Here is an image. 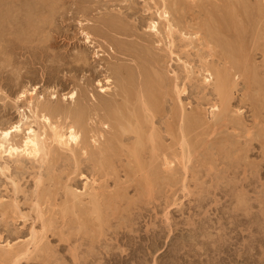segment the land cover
<instances>
[{
  "label": "rangeland",
  "instance_id": "374dc122",
  "mask_svg": "<svg viewBox=\"0 0 264 264\" xmlns=\"http://www.w3.org/2000/svg\"><path fill=\"white\" fill-rule=\"evenodd\" d=\"M178 1L186 11L189 3H193ZM212 1L209 2L216 4V0ZM163 2L43 0L47 11L42 15L43 24L39 19L34 25L38 39L35 41H31L30 32L26 31L30 25L24 28L17 21L15 26H9L1 14L0 28L5 32H1L0 39V131L19 126L20 132L12 134L14 145L23 140L29 127L42 133L46 125L47 133V123L34 117V109H30L27 101L35 104L44 96L45 101L52 96L61 100L74 92L84 117L67 121L50 118L51 123L61 125L62 133L67 132L70 123L84 128L80 146H72V150L60 149L53 143L52 154L46 158L20 155L0 159V264H264V0L258 8L254 7V0L248 4L244 18L248 20L247 37L239 29L241 26L237 28L240 19H235L230 10L225 7L215 11L235 32L234 58L242 57L246 49L244 54L252 71L248 82L243 74L233 71L230 119L243 124L236 129L211 116L212 107L218 106L219 100L212 92L214 80L211 79L208 90H202L203 85L207 86L203 83L208 73L201 66L205 61L208 64L213 61L207 55L209 51L199 43L187 50L181 45L179 38L186 31L172 20L173 2L177 0ZM193 9L182 20L186 27L189 20L193 26L205 20L203 14L197 15L196 7ZM162 10L171 14L173 35L167 36L164 20L158 17ZM12 17L11 23L16 14ZM152 23H157L160 31L157 39L162 43L152 36L155 42L146 51L145 44L148 45L144 40ZM113 24L120 28L117 34L111 31ZM8 26L16 27V40L7 36ZM133 28L135 35L131 34ZM85 35L89 36V43ZM166 37H173L174 45ZM223 42L221 46H225ZM245 44L247 47L241 48ZM131 48L136 52V56L132 52L133 57L140 55V60L120 53ZM148 51L151 54L146 58ZM132 59L144 64L139 78ZM157 59L163 62V68L154 65ZM149 61L153 62L148 64ZM219 65L221 69L222 63ZM128 71L133 75L129 76ZM140 81L154 89L146 88L147 94L153 95L151 101L158 106L153 126L144 121L148 119L137 102L136 88ZM173 82L186 93L176 96ZM161 83L165 87H159ZM101 87H109L112 94L127 92L131 103L120 101V97L114 101V95L107 94L103 104ZM62 105L67 107L65 103ZM180 109L186 117L185 143L177 129L181 119L175 118ZM120 114L124 123L138 118L135 121L142 123L138 124L145 132L153 130L155 153L150 144L144 143L138 151V161L142 162L138 167L129 154L134 142L120 143L123 132L119 129ZM194 115L197 118H192ZM142 121L149 126H143ZM219 125L224 127L220 129ZM94 136L100 151L93 146ZM85 144L86 150L82 146ZM182 144L188 148H182ZM184 149L188 154L184 155ZM165 152H169L166 155L172 161L167 175L161 161ZM95 200L101 204L99 213L93 210ZM18 248L28 251L19 261L8 256L10 250Z\"/></svg>",
  "mask_w": 264,
  "mask_h": 264
},
{
  "label": "bare ground",
  "instance_id": "6f19581e",
  "mask_svg": "<svg viewBox=\"0 0 264 264\" xmlns=\"http://www.w3.org/2000/svg\"><path fill=\"white\" fill-rule=\"evenodd\" d=\"M108 1V0H107ZM162 2L163 1H165V0H161ZM174 1V0H173ZM209 1H212V0H192V2L194 3H192V4H190L189 3V5H188V3H187V5H188V8H187V11L184 9V7H182V2L180 3L178 0H177V2H173L174 4V7H175V11L173 12L174 13V15H173V19L172 20H174V22H175V24H177L178 26H183V28H184V30L186 31V35H185V33L184 34H182L181 33V38H179L180 40H179V42L181 43V45L182 46H184V48L187 50V47H189V46H192V45H195V44H197V43H199L200 44V46H202L203 48H206L209 52L207 53V55H208V57L210 58L211 57V59L213 58V61H211V63L210 64H208V62L207 61H203L204 63L202 64V71H204V73L205 72H207L208 73V75H207V77H205L204 78V83L203 84H206L207 86H204L203 85V88H202V90L203 91H206V90H208V87L211 85V79L212 80H214V89L213 88H211V89H213L212 90V92L214 93H212L218 100H219V105L217 106V105H215L214 104V106L212 107V109L214 110L213 112H212V118H214L215 119V121H218V120H221L222 122L224 121L225 123H230L231 125H234L235 126V129H236V127H240V126H243V124L241 125L240 124V121H238V119H230V102H231V99H232V85H234L235 84V81H234V76H233V71H235V72H239V74H243V76H245V78L244 79H246V81L248 82L250 79L249 78H252V77H250V73L252 72L251 71V69L249 68V66H248V63H247V55L246 54H244L245 53V51H247L246 49H244L243 50V56L242 57H238V55L236 56V58H234V48L232 47L233 46V39H234V37H235V32L233 31V29H232V27L230 26V25H228V24H226L225 23V21L222 19V18H220V17H218V15H216V12L215 11H219V9L221 10V9H224L225 7L228 9V10H230L229 11V13L231 14V13H233V15L235 16V19L237 18H239L240 19V23H241V25H239L237 28H239L240 26H241V28H239L240 30H242V33L244 34L243 36H246L245 35V32H247V27L245 26L246 25V20L247 19H244L245 18V16H247V14L245 15V13L247 12L248 13V9H249V5H250V3H251V0H225V4H224V0H218V3H217V0L215 1L216 2V4H214V3H210ZM262 1L263 0H254V2H255V4H254V7H256V8H258L259 7V5H261V3H262ZM212 2H214V1H212ZM164 3V2H163ZM162 3V4H163ZM264 3V2H263ZM165 5L167 4V3H164ZM218 4V5H217ZM249 4V5H248ZM11 5H14V8H13V10H12V8H11ZM2 6H4V8L5 9H1V7ZM170 6V5H169ZM192 6V7H191ZM46 6L44 5V3H43V0L42 1H40V0H0V17H1V14L4 16V17H6V23L10 26V25H14V23H16L17 21H20V23L22 24V27H26V26H28V25H30L29 27H30V29L27 27V29H26V31L27 32H30L29 33V38L31 39V41H35L37 38H36V33H35V30H36V26L34 27V25H36V21H39V19H41V21L42 20H44L43 18H42V15L44 14V13H46V11H47V8H45ZM48 7V6H47ZM55 7V6H54ZM58 7V6H57ZM168 6H166V8H167ZM174 7H172V8H174ZM193 7H196L197 9H198V16H200V15H202L203 14V16H205L204 17V19L205 20H203L201 23H200V18L198 19L199 21V23H197V24H195V26H193V23H192V26H190L191 25V23L188 21V23L190 24H188L189 26H187L186 27V25H185V22L184 21H182L186 16V14L188 15V11L191 13L194 9H193ZM253 7V6H252ZM171 8V7H170ZM148 9V8H147ZM162 9V8H161ZM193 9V10H192ZM251 9V8H250ZM53 10V9H52ZM253 10H255V8L253 9ZM257 10H259V9H257ZM163 11V12H162ZM161 12H162V14H160V13H158V17L160 18V19H162V20H164V23L165 24H163V25H165V29L167 30V36H170L171 34L173 35L174 34V32L172 33V31H174V27H173V25L171 24V20H170V17H171V14L169 15V13L166 11V10H162ZM173 11V10H172ZM3 12V13H2ZM228 12V11H227ZM16 14V17H15V19L14 20H12V23H11V21H10V19H11V17H12V15L13 14ZM193 13H195V12H193ZM260 14V13H259ZM112 15V14H111ZM194 15V14H193ZM232 15V16H233ZM253 15V14H252ZM264 15V14H263ZM231 16V17H232ZM258 16V15H257ZM112 17V16H111ZM191 17V16H190ZM12 18H14V17H12ZM44 18H46V17H44ZM202 18V17H201ZM230 18V17H229ZM185 19H187V18H185ZM194 19V18H193ZM235 19H234V21H235ZM259 19V18H258ZM112 21V20H111ZM110 21V22H111ZM171 21V22H170ZM248 21V20H247ZM43 22L44 21H42V24H43ZM113 23H114V20L112 21ZM162 22V21H161ZM18 23V22H17ZM116 23V22H115ZM4 24V23H3ZM127 24V23H126ZM229 24H231V23H229ZM260 25H261V23H259ZM264 24V23H263ZM1 20H0V27H1ZM110 25V24H109ZM233 25V24H232ZM4 26V25H3ZM8 26V27H9ZM15 26V25H14ZM18 27V26H17ZM41 27V26H40ZM119 26L117 25V24H113L112 25V32H115L114 34H117V32H116V30L118 31V29H120V28H118ZM261 27V26H260ZM6 28V26L4 27V29ZM149 31L150 32H148L147 34H146V39L144 40V41H146L147 42V45H148V47H146V44H145V50L147 51V50H149V47L151 48V46L153 45V43L155 42H153V40H152V36L154 37H156V39H157V36L159 37L160 36V31H159V29H158V27H157V23L155 24V23H152L149 27ZM22 29V28H21ZM122 29V28H121ZM261 29V28H260ZM0 30H1V28H0ZM110 30V29H109ZM123 30V29H122ZM131 30V29H130ZM129 30V31H130ZM133 30H134V28H133ZM166 30H164V31H166ZM235 30V29H234ZM240 30H238V32L240 31ZM249 30V29H248ZM256 30H258V27H257V25H256V27H255V30L254 31H256ZM3 30H1L0 31V39H1V32H2ZM16 27H12V29H10V27H9V29L7 30L6 29V32H8L7 34V36L9 37V38H13V39H15L16 40ZM41 31V30H40ZM125 32H128V31H126V27H125V30H124ZM132 31V30H131ZM3 32H5V30L3 31ZM119 32H121V31H119ZM118 32V33H119ZM181 32V31H180ZM237 32V31H236ZM257 32H259V31H256V33ZM263 32V31H262ZM110 33V32H109ZM131 33V32H130ZM26 34H28V33H26ZM126 34V33H125ZM131 34H133V35H135L136 34V30H134ZM240 35H241V33H239ZM239 34H237L236 33V35H239ZM263 34V33H262ZM5 35V34H4ZM112 35V34H111ZM110 35V36H111ZM189 35V36H188ZM38 36V35H37ZM86 36V35H85ZM137 36V35H136ZM242 36V35H241ZM240 36V38L242 39V37ZM144 37V36H143ZM164 37V36H163ZM247 37V36H246ZM258 37H259V35H258ZM261 37V36H260ZM28 38V37H27ZM29 38H28V40H29ZM142 38V37H141ZM166 38H169V37H166ZM237 38H239V37H237ZM255 38V37H254ZM262 38V37H261ZM264 38V37H263ZM4 39V38H3ZM86 39H87V41H86V43H89L90 41V39H89V36L87 35L86 36ZM85 39V40H86ZM170 39V38H169ZM173 37H172V39H170V40H172V41H168L171 45H174L173 43ZM176 39V38H175ZM245 40H246V38H244ZM38 40V39H37ZM112 40H114V37H112ZM142 40V39H141ZM168 40V39H167ZM236 40V39H235ZM255 40H257V38H255ZM255 40H252V42L253 41H255ZM116 41V40H115ZM157 41H158V39H157ZM222 41H225V46H221V45H223L221 42ZM239 41V40H238ZM241 41V40H240ZM244 41V40H243ZM258 42H259V40H257ZM4 42V41H3ZM2 42V43H3ZM27 42H29V41H27ZM39 42V41H38ZM158 42H161L160 40L158 41ZM242 42V41H241ZM245 42H247V40L245 41ZM258 42H255V44L256 43H258ZM162 43V42H161ZM220 43H221V45H220ZM232 43V44H231ZM0 44H1V42H0ZM44 44V43H43ZM159 44V43H158ZM169 44V45H170ZM236 44V43H235ZM243 44V43H242ZM264 44V43H263ZM34 45V44H33ZM151 45V46H150ZM198 45V44H197ZM1 46V45H0ZM37 46V45H36ZM199 46V47H200ZM235 46H237V45H235ZM240 46H241V44H240ZM243 46H245V47H247L246 46V44L245 45H242V47L241 48H244ZM252 46H254V43H253V45ZM257 46V45H256ZM137 47H139V46H137ZM144 47V46H143ZM143 47H142V49H143ZM154 47V46H153ZM152 47V48H153ZM158 47V46H157ZM172 47V46H171ZM221 47H223V48H221ZM255 47V46H254ZM259 47V46H258ZM27 48V47H26ZM122 48V47H121ZM238 48V47H237ZM256 48V47H255ZM262 48V47H261ZM251 49V48H250ZM252 49H254L253 47H252ZM263 49V48H262ZM132 50V48L131 49H129V50H122V51H120V53L121 54H124V55H129V56H131L132 58H135V57H133V54H132V52H135V51H131ZM206 50V51H207ZM236 50V49H235ZM25 51V50H24ZM35 51V50H34ZM137 51V50H136ZM161 51H163L162 49H161ZM164 52V51H163ZM240 52V51H239ZM256 52V51H255ZM140 53H142V51L140 52ZM147 53V52H146ZM146 53H145V56L144 57H148V56H150V54L151 53H149V51H148V53H147V55H146ZM169 53H170V51H169ZM262 53V52H261ZM135 54V56H136V52L134 53ZM237 53H235V55H236ZM250 54V53H249ZM248 54V55H249ZM140 56V55H139ZM138 56V58L136 57L135 59H139L140 57ZM146 57V58H147ZM207 57V56H206ZM207 57V58H208ZM145 58V59H146ZM214 58H217L216 59V61H214ZM140 60V59H139ZM147 60V59H146ZM152 60V59H151ZM205 60H206V58H205ZM83 61V60H82ZM132 61V63H134L135 61H134V59H132L131 60ZM161 61V60H160ZM160 61L157 59V61H155V64L154 65H158V66H160V67H164L162 64H163V62H162V64L160 63ZM145 63H146V61H144ZM151 61H149V63L148 64H151L150 63ZM165 62V61H164ZM210 62V61H209ZM219 62H221L222 63V68L220 69V68H218V67H220V65L218 66V64H219ZM87 63V62H86ZM136 63V62H135ZM134 63V64H135ZM147 64V63H146ZM127 65H130V64H127ZM162 65V66H161ZM165 65V64H164ZM136 66H137V68L135 67V69L136 70H139V71H137V76H138V78L140 77V76H142V73H143V71H142V69H143V66H144V64L142 63V62H140V64H138V62L136 63ZM150 66V65H149ZM82 68H83V66H81ZM127 67V66H126ZM130 67L132 68V65H130ZM154 67V66H153ZM133 69H134V67H133ZM154 70V69H153ZM156 70V69H155ZM134 71V70H133ZM145 71V70H144ZM201 71V70H200ZM201 71V72H202ZM132 72V71H131ZM131 72L130 71H128V73H129V76L130 75H133V72H132V74H131ZM135 73H136V71H134ZM157 72V71H156ZM127 73V72H126ZM139 74V75H138ZM147 74V73H146ZM158 74V73H157ZM202 74H203V72H202ZM156 75V74H155ZM161 75V74H160ZM17 76V75H16ZM122 76V75H121ZM125 76V75H124ZM144 76V75H143ZM158 76V75H157ZM135 77H136V75H135ZM144 77H146V76H144ZM203 77H204V75H203ZM121 78H123V77H121ZM126 78H129L128 77V75H127V77ZM149 78V77H148ZM157 78V77H156ZM162 78V77H161ZM136 79V78H135ZM144 79V78H143ZM143 79H141L140 78V80H143ZM159 79V78H158ZM176 80V79H175ZM253 80V79H252ZM121 81V80H120ZM145 81H147V80H145ZM150 81V80H149ZM158 81V80H157ZM160 81V80H159ZM163 81H165V80H163ZM123 82V81H122ZM126 82V81H125ZM171 82V81H170ZM213 82V81H212ZM244 82V81H243ZM146 83V82H145ZM123 84V83H122ZM121 84V85H122ZM250 84V83H249ZM145 85L146 84H144V81L143 82H141L140 81V85H139V88H136V89H138L137 90V92H136V98H137V102H139L140 103V105H141V109H143V111L145 112V116L147 117V119L148 120H144V121H148V124H151L152 126H153V122H152V119L156 116V110H157V105L153 102V101H151L152 100V96L150 97L148 94H147V90H146V88H149V87H151V86H149V87H145ZM160 85V84H159ZM171 85H172V82H171ZM171 85H166V87H169V86H171ZM178 84L177 83H175V82H173V89H175L174 91L177 93V95L176 96H179L182 92H185V89H179L178 88V86H177ZM202 85V84H201ZM138 86V85H137ZM146 86H148V85H146ZM255 86V85H254ZM159 87H161V88H163V87H165V85L163 84V83H161V85L159 86ZM175 87V88H174ZM211 87V86H210ZM122 88H123V86H122ZM152 88V87H151ZM197 88V87H196ZM109 87H106V88H104V87H101V89H100V93L102 94L101 96H100V98H101V101H102V103L103 104H105L106 103V97H105V95H110V97H111V95H112V97H113V95H114V101H116V97H120V101H127V102H130V97H128V95H127V92L126 93H124V92H122L121 93V91H120V93L118 92H115V93H113L112 94V92L110 91L109 92ZM153 89V88H152ZM151 89V90H152ZM172 89V88H171ZM177 89H179L180 91H178ZM25 90V89H24ZM36 90V89H35ZM86 90H87V87H86ZM111 90V89H110ZM120 90H122L121 89V87H120ZM154 90V89H153ZM259 90V89H258ZM123 91V90H122ZM127 91V90H126ZM160 91V90H159ZM198 91H199V89H198ZM245 91V90H244ZM88 92V91H87ZM200 92V91H199ZM245 92H247V91H245ZM27 93H28V91H27ZM26 93V94H27ZM128 93H130V92H128ZM175 93V94H176ZM186 93V92H185ZM26 94L25 95H23V96H26ZM31 94V93H30ZM151 94H153V93H151ZM184 94V93H183ZM207 94V93H206ZM245 94V93H244ZM244 94H243V96H244ZM32 95V94H31ZM21 96V95H20ZM37 96V95H36ZM50 96V95H49ZM77 96L78 95H76L75 94V92L73 93V94H71V95H69V96H65V97H63L61 100H58V98L56 97V96H52V97H50L49 99H48V101L46 100L45 101V96H44V98L42 97V98H40V99H37V97H36V99H37V101H36V103L35 104H33L31 101H27L28 102V104L27 105H29V107H30V109L31 108H33L34 110H33V113H34V117L35 118H39L40 120H42V121H44L45 123H47V127H49V131H50V133L51 134H47L46 133V130H45V128L44 127H46V125H44L43 126V129H42V133H40V132H37V131H34L33 129H31V127H29V129H27L28 130V132H27V134H26V136L23 138V140H21V142H19L20 140H18V144H13L12 143V134H14V133H19L20 132V127L19 126H13L12 127V129H10V130H6V131H0V159L2 160V158H4V157H9V158H13V157H17L18 158V156H20V155H23V156H26V157H29V158H33V159H38V158H46L47 156H49V154H52V149H53V147L51 148V146H53L52 144L53 143H55L57 146H58V148L60 147V149L61 148H67L68 150H72L71 148H72V146H80V144H81V137H80V134H81V132H82V129L84 128H82V126H78V124L76 125V123L75 124H72V123H70V124H68V126H67V128H66V133H62V131H61V125L59 126V125H54V124H52L51 123V119L50 118H66V120L65 121H67V120H69L70 118H73V117H76V118H78V120H79V118H82V117H84V115L82 116V111H81V108H78V101L79 100H77ZM84 96H85V94H84ZM155 96V95H154ZM246 96H247V94H246ZM246 96H244V97H246ZM22 97V96H21ZM164 97V96H163ZM248 97V96H247ZM246 97V98H247ZM39 98V97H38ZM47 98V97H46ZM85 98V97H84ZM135 98V99H136ZM180 98V97H179ZM178 98V99H179ZM208 98H210V97H208ZM207 98V99H208ZM18 99H19V97H18ZM22 99H23V97H22ZM31 99V98H30ZM98 99V98H97ZM110 99V98H109ZM134 99V100H135ZM177 99V98H176ZM216 99V100H217ZM243 99V98H242ZM245 99V98H244ZM248 99V98H247ZM27 100V99H26ZM96 100V99H95ZM94 100V101H95ZM136 101V100H135ZM134 101V102H135ZM246 101V100H245ZM24 102V101H23ZM136 102V103H137ZM206 102V101H205ZM247 102V101H246ZM65 103V106H67V107H64L62 104H64ZM100 103V102H99ZM131 103V102H130ZM245 103V102H244ZM15 104V103H14ZM241 104V103H240ZM98 105V104H97ZM15 106V105H14ZM157 106V107H156ZM16 107V106H15ZM28 107V108H29ZM100 107V106H99ZM126 107V106H125ZM14 108V107H13ZM26 109H27V107H26ZM135 109H136V107H135ZM138 109V108H137ZM179 109V108H178ZM17 110V109H16ZM32 110V109H31ZM30 110V111H31ZM129 110V109H128ZM183 109H180V110H178L179 112H178V116L177 117H175V118H177V120H178V118H180L181 120V122L178 124V126H177V129L179 130V132H180V136H181V141H182V143H185V136L187 137V133H185L184 134V126H185V116H184V114L185 113H183L184 112V110L182 111ZM134 110H132V112H133ZM85 112V111H84ZM83 112V113H84ZM126 112V111H125ZM128 112V111H127ZM137 112V111H136ZM143 112V113H144ZM32 113V112H31ZM131 113V112H130ZM19 114H20V112H19ZM126 114V113H125ZM239 114V113H238ZM176 115V114H175ZM139 116H141V115H139ZM144 116V117H145ZM191 116V115H190ZM237 116V115H236ZM242 116V115H241ZM132 117V116H131ZM134 117H136V115L134 116ZM134 117L132 118V119H134ZM234 116H232V118H233ZM245 117V116H244ZM128 118H129V116H128ZM137 118V117H136ZM174 118V117H173ZM192 118H197V117H195V115H194V117H192ZM198 118H199V116H198ZM256 118V117H255ZM38 119V120H39ZM138 119V118H137ZM137 119H135V120H137ZM141 119V118H140ZM139 119V120H140ZM146 119V118H145ZM101 120V119H100ZM114 120V119H113ZM116 120V119H115ZM124 120V119H123ZM122 120V118H121V114H120V120L118 121L119 123H120V131H123V132H121L120 133V143L123 145V143H124V141H130V140H132L133 142V144L131 145V147L128 149L129 150V154L131 155V159H133V160H135L136 161V163H137V167L138 166H140L141 165V163L142 162H140V161H138L139 160V155H138V151H139V149L142 147V146H144V143L146 144H150L151 145V151H155V147H156V145L157 144H155V142H156V139H155V136H154V134H153V130L151 131L150 130V128H152L151 127V125H150V128H148L149 130H150V132H145V129H144V127H141V126H139V124L141 125L142 123H140V121H138V122H136L135 120H128V121H126L127 123H124V122H122L123 121ZM144 121H142V122H144ZM255 121V120H254ZM36 122V121H35ZM56 122V121H55ZM117 121H116V124L118 123ZM194 122H195V120H193V125H194ZM139 123V124H138ZM145 123V122H144ZM217 123V122H216ZM43 124V123H42ZM66 124H67V122H66ZM80 124V123H79ZM101 124H103V123H101ZM115 124V123H114ZM125 124V125H124ZM138 124V125H137ZM147 123H145V124H143V126L145 125V126H149L148 124L146 125ZM104 125H107V124H105L104 123ZM103 125V126H104ZM126 125H128L127 126V129L125 130V127H126ZM198 125V124H197ZM213 125V124H212ZM225 125V124H224ZM66 126V125H65ZM64 126V127H65ZM222 126V125H221ZM220 125L218 126L219 128L221 127ZM228 126V125H227ZM234 126H232V127H234ZM41 127V126H40ZM105 127V126H104ZM103 127V128H104ZM214 127H216V125L214 126ZM222 127H224V126H222ZM221 127V128H222ZM225 127H226V125H225ZM107 128V127H106ZM111 128V127H110ZM113 128V127H112ZM217 128V127H216ZM220 128V129H221ZM241 128V127H240ZM114 129V128H113ZM198 129V128H197ZM260 129V128H259ZM63 130V129H62ZM81 130V131H80ZM170 130H172L171 128H170ZM177 130V131H178ZM216 130V129H215ZM215 130H213V131H215ZM218 130V129H217ZM216 130V131H217ZM65 131V130H64ZM185 131H187V130H185ZM215 131V132H216ZM214 133V132H213ZM212 133V134H213ZM85 134V133H84ZM101 134V133H100ZM126 134V135H125ZM131 135V136H130ZM159 135V134H158ZM254 135V134H253ZM100 136H103V138L105 139V137H104V135H100ZM114 136V135H113ZM116 136V135H115ZM114 136V137H115ZM13 137H14V135H13ZM15 137H17V136H15ZM14 137V138H15ZM88 137V136H87ZM113 137V138H114ZM251 137V136H250ZM117 138V137H116ZM252 138V137H251ZM88 139V138H87ZM187 139V138H186ZM116 140V139H115ZM15 140H13V142H14ZM180 141V140H179ZM180 141V142H181ZM250 141V140H249ZM16 142V141H15ZM118 142V141H117ZM84 143V142H83ZM82 143V144H83ZM86 143H88V142H86ZM91 143V142H90ZM93 143L95 144V145H93V146H96V150L97 151H100L101 150V148H99V145L100 144H98L99 142H98V140H96L95 139V136L93 137ZM119 143V142H118ZM178 143V142H177ZM155 144V145H154ZM88 145H89V147H90V144L88 143ZM88 145L86 146V144L85 145H82L83 146V149H85L86 150V148L88 147ZM101 145H103V144H101ZM105 145H106V142H105ZM109 145V144H108ZM183 145L184 144H182L181 146H182V148H185V147H183ZM148 146V145H147ZM180 146V145H179ZM188 146V145H187ZM103 147H105V146H103ZM75 148V147H74ZM73 148V149H74ZM188 148V147H187ZM187 148H185V149H187ZM54 149H55V147H54ZM103 149V148H102ZM154 149V150H153ZM160 149V148H159ZM162 149H164V148H162ZM166 149V148H165ZM184 149V155H186V154H188L187 153V151ZM64 150V149H63ZM89 150H91V149H89ZM84 151V150H83ZM88 151V150H87ZM162 151V150H161ZM182 151L183 150H181V155H182ZM153 152H151V153H153ZM164 152V151H163ZM186 152V153H185ZM210 152V151H209ZM59 153V152H58ZM70 153V152H69ZM84 153V152H83ZM155 153V152H154ZM158 153V152H157ZM167 153H169V152H167ZM166 152H165V154L163 155V157H162V166H163V170H165V174L167 175L168 173H166V171H168L170 168H171V165H172V161H170V159L168 158V154H167ZM85 154H86V152H85ZM167 154V155H166ZM155 155H157V154H155ZM184 155H183V157H184ZM53 156V155H52ZM124 156V155H123ZM141 156V155H140ZM152 156L153 157H155L153 154H152ZM188 156H190V155H188ZM188 156L186 157L185 156V158L186 159H188ZM156 157H158V156H156ZM180 157V156H179ZM182 157V156H181ZM178 158V157H177ZM155 159V158H154ZM181 160H183V159H181ZM76 161V160H75ZM129 162H131V161H129ZM54 163V162H53ZM75 163V162H74ZM77 163V162H76ZM159 163V162H158ZM101 164V163H100ZM102 165V164H101ZM110 165V164H109ZM150 165V164H149ZM161 165V164H160ZM151 166V165H150ZM160 168V167H159ZM162 168V167H161ZM173 169V168H172ZM133 171V170H132ZM171 171V170H170ZM170 171H169V173H170ZM149 177V176H148ZM152 178V177H151ZM156 179V178H155ZM165 180H167L166 178H165ZM151 184V183H150ZM149 190V189H148ZM88 193V192H87ZM117 195V194H116ZM74 198H77L75 195L73 196ZM98 197V196H97ZM113 200V199H112ZM116 201H117V199H116ZM112 202V201H111ZM114 203H115V201H113ZM111 204V203H110ZM101 205V204H100ZM99 204H98V202L95 200V201H93V210H95V211H97L96 213H99V206H100ZM112 205H113V203H112ZM116 205V204H115ZM114 205V206H115ZM108 207H110L109 206V204H108ZM107 207V208H108ZM113 207V206H112ZM41 208V207H40ZM115 208H116V206H115ZM110 209V208H109ZM94 211V212H95ZM8 212V211H7ZM101 212V211H100ZM11 213V212H10ZM87 213V212H86ZM93 215V214H92ZM92 217V216H91ZM94 217V216H93ZM50 225V224H49ZM46 231V230H45ZM43 232V231H42ZM34 237V240H36V237L35 236H33ZM41 239V238H40ZM33 243V242H32ZM34 243H35V241H34ZM34 249H35V247H34ZM27 250H29V249H27ZM32 251V250H31ZM26 252H28V251H26ZM26 252H24L22 249L21 250H19V248H18V250H13L12 249V251L10 250L9 252H8V256H13V258H16L17 259V261H19V259H21L20 257L21 256H23V255H26ZM27 256V255H26ZM30 256V255H29ZM12 258V257H11ZM23 259V258H22ZM26 259H28L27 257H26Z\"/></svg>",
  "mask_w": 264,
  "mask_h": 264
}]
</instances>
